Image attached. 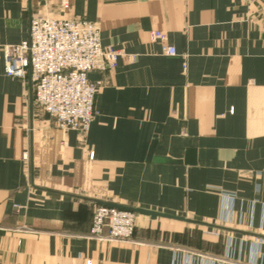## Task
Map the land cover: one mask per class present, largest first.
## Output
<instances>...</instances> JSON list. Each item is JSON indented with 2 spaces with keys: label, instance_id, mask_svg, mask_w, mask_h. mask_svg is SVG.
I'll return each mask as SVG.
<instances>
[{
  "label": "crops",
  "instance_id": "1",
  "mask_svg": "<svg viewBox=\"0 0 264 264\" xmlns=\"http://www.w3.org/2000/svg\"><path fill=\"white\" fill-rule=\"evenodd\" d=\"M62 2L0 0V264H264V0ZM33 16L98 22L120 52L89 73L86 133L35 104L29 74L5 73ZM95 199L261 236L137 214L130 240L100 241Z\"/></svg>",
  "mask_w": 264,
  "mask_h": 264
},
{
  "label": "built area",
  "instance_id": "2",
  "mask_svg": "<svg viewBox=\"0 0 264 264\" xmlns=\"http://www.w3.org/2000/svg\"><path fill=\"white\" fill-rule=\"evenodd\" d=\"M65 9L69 0H63ZM151 37L162 44V53L178 55L162 31ZM120 52L103 46L98 22L80 18L33 16L29 37L4 48L5 73L24 81L27 75L35 104L55 119L59 127L86 133L97 114L98 84L89 73L117 66ZM137 213L97 204L90 235L100 241H127L133 237Z\"/></svg>",
  "mask_w": 264,
  "mask_h": 264
},
{
  "label": "water",
  "instance_id": "3",
  "mask_svg": "<svg viewBox=\"0 0 264 264\" xmlns=\"http://www.w3.org/2000/svg\"><path fill=\"white\" fill-rule=\"evenodd\" d=\"M31 84L32 83H31V80H30V86H31ZM156 161L181 162L180 160H173V159H170V158H163V157H157ZM196 161H197L196 160V150L194 148H189L187 150L184 162L186 164H195ZM93 201L96 204H100V205H107V206L114 207V208L126 209V210H130V211L136 212L137 214L150 215L152 218H155L157 216H162V217H168V218L177 219V220H181V221H185V222H189V223H195V224H200V225H204V226H209V227H213V228H217V229L239 231V232H244V233H248V234L261 236L259 234L249 233V232H245V231L229 228V227H226V226H223V225L214 224V223L204 222V221H201V220L188 218V217L182 216V215H175V214H170V213L150 210V209L141 208V207H132V206L119 204V203H115V202H110V201H104V200H96L95 199Z\"/></svg>",
  "mask_w": 264,
  "mask_h": 264
}]
</instances>
